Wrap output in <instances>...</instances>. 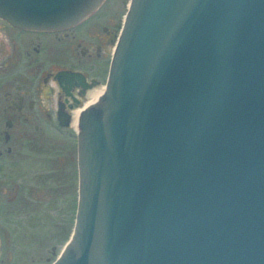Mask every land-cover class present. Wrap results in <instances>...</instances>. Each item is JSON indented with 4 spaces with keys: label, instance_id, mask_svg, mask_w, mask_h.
I'll return each mask as SVG.
<instances>
[{
    "label": "water",
    "instance_id": "95a60500",
    "mask_svg": "<svg viewBox=\"0 0 264 264\" xmlns=\"http://www.w3.org/2000/svg\"><path fill=\"white\" fill-rule=\"evenodd\" d=\"M103 1L0 0V17L52 30ZM131 1L104 95L80 114L54 264H264V0Z\"/></svg>",
    "mask_w": 264,
    "mask_h": 264
},
{
    "label": "flooded vegetation",
    "instance_id": "af4514ba",
    "mask_svg": "<svg viewBox=\"0 0 264 264\" xmlns=\"http://www.w3.org/2000/svg\"><path fill=\"white\" fill-rule=\"evenodd\" d=\"M106 1L78 25L52 30L10 26L0 17V48L5 47L0 53V264L27 262L29 257L34 261L39 246L33 245L37 240L32 231L44 222L39 221L43 215L56 218L46 237L36 233L41 242L56 240L46 250L51 264L72 236L80 114L92 106V94L105 88L130 0L123 2L125 14L116 7L117 30L108 42L104 70L74 65L77 53L82 66L91 57L100 58L102 48L81 46L72 34ZM69 35L74 42L63 43ZM67 193L73 205L59 203L66 202ZM58 211L65 217L63 223ZM20 228L25 234L16 255Z\"/></svg>",
    "mask_w": 264,
    "mask_h": 264
},
{
    "label": "rangeland",
    "instance_id": "374dc122",
    "mask_svg": "<svg viewBox=\"0 0 264 264\" xmlns=\"http://www.w3.org/2000/svg\"><path fill=\"white\" fill-rule=\"evenodd\" d=\"M125 1L126 0H107L104 3L102 9L98 12L96 16H94L86 25L81 27L79 30L77 29L76 31L73 32L72 35L74 36L76 43L81 44V46H85L88 48L93 47L94 50L96 46H101L102 48L100 58H96L95 56L91 57L90 59L84 61V63H82V66L79 63H77L78 59L80 58V54L77 53L75 58L72 57L73 61H75L74 65L77 64L78 68L83 69L84 66L87 65L86 68H91V69L93 68L94 70L96 69V70H101V71L104 70L106 60L108 58L107 55H105V52L109 46L108 42L110 39H112L114 33L117 30L118 17H117V14L114 15V13L116 12V7L120 6V13L123 14L124 9H125L123 2ZM102 38H104V40ZM64 40L65 42L63 43H66V44L68 43L71 44L74 42V40L71 39V35H69L67 38H64ZM77 56H79V58H77ZM71 147L73 148V145ZM65 199H66V202L64 200H58V201L59 203L61 202L66 203L67 206L68 204H71V203L73 205L72 195L67 193ZM62 214L67 216V213H65L64 209H63ZM62 214L60 211H58V215L60 216L59 220L62 221L61 223L65 221V217L62 216ZM53 219H56V218H53ZM53 219H51L47 215H43L42 219H40L39 221H44V222L39 223L38 226L34 225L32 235L34 236V239L37 241H35L33 245L39 246L38 247L39 252L37 255H35L34 261L32 262V259H30L29 257L27 262L17 261L16 264H34V262L36 264H51V261H52L51 255L47 253L46 250L50 249L51 246L55 245L56 240L51 239V241L41 242L39 241L36 233L38 235H42V233H44L46 237V235L49 234V232L47 233V231L48 229L51 228L50 224H52ZM19 230H21L19 232V235H20L19 245H21L22 238H23V235L25 234V231L22 228H20ZM21 248H22V245L19 247L16 246V249L18 252L16 253V255H20ZM29 255L34 256V253L29 254ZM38 258H40L41 260H38ZM48 258L51 260L47 262Z\"/></svg>",
    "mask_w": 264,
    "mask_h": 264
},
{
    "label": "bare ground",
    "instance_id": "6f19581e",
    "mask_svg": "<svg viewBox=\"0 0 264 264\" xmlns=\"http://www.w3.org/2000/svg\"><path fill=\"white\" fill-rule=\"evenodd\" d=\"M131 4H132V1L130 0L129 2V6H128V9L131 7ZM126 19H127V15H126V18H125V23H126ZM125 23H124V26H125ZM124 26H123V29H124ZM123 32V30H122ZM122 34V33H121ZM121 38V37H120ZM120 41V40H119ZM104 90L105 88H101V89H98L97 91H95L93 94H92V97H93V101H91L88 105H94L95 103H97L99 100H101V98L103 97L104 95ZM92 103V104H91ZM89 107V106H88ZM78 120V119H77ZM77 122V121H76Z\"/></svg>",
    "mask_w": 264,
    "mask_h": 264
}]
</instances>
